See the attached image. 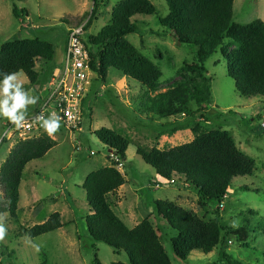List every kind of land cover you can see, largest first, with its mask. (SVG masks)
Returning a JSON list of instances; mask_svg holds the SVG:
<instances>
[{"label":"rangeland","instance_id":"1","mask_svg":"<svg viewBox=\"0 0 264 264\" xmlns=\"http://www.w3.org/2000/svg\"><path fill=\"white\" fill-rule=\"evenodd\" d=\"M120 1L103 0L83 33L84 43L88 45V37L98 35L109 24L111 11ZM150 1L158 16L167 14L165 0ZM13 8L27 12L16 16ZM92 8L93 0H0V46L16 36H38L50 41L60 58L64 56L68 30L85 25ZM232 19L242 24L256 19L264 22V0H234ZM131 21L138 30L126 39L160 70L156 89L149 91L112 67L107 70L104 82L92 72L81 106V130L70 131L59 125V130L52 135L55 146L24 168L18 221L11 219L7 212L0 214V227L5 229L0 239V264H92L94 256L100 264L126 262L123 252H114L108 245L92 240L85 225L89 206L82 183L90 172L111 165L124 178L119 188L122 195L114 193L109 197L111 209L130 228L144 219L149 220L173 264H227L220 256L222 251L245 264H264V97L240 96L227 74L226 59L218 51L205 62L212 97L206 114L210 120L183 113L160 117L153 107L160 101V95L171 92L177 83L183 89L190 88L191 76L178 74L177 69L192 61L194 50L177 44L170 34L152 33L151 30H162L155 15L137 14ZM52 65L53 62H36L40 75L33 85L23 72L17 73L23 89L37 100L48 87ZM190 103L196 109V103L191 99ZM36 105H27L24 116ZM7 121L0 117V165L13 144L20 140L15 136L1 140ZM196 124L203 132L227 131L238 149L254 161L253 174L233 178L218 209L210 204L200 205L195 191L181 181L173 179L169 183L159 179L136 153L138 147L168 149L187 143L194 138L192 127ZM101 129L126 141L124 159L114 156L97 139L94 133ZM41 133H46L43 128L34 131L32 138ZM157 200L179 206L205 222L216 221L226 229L224 243L209 253L192 250L184 258L177 256L171 245L176 231L167 219L158 215L154 204ZM54 212L60 214L62 227L59 229L35 238L17 236L20 227L40 224Z\"/></svg>","mask_w":264,"mask_h":264},{"label":"trees","instance_id":"2","mask_svg":"<svg viewBox=\"0 0 264 264\" xmlns=\"http://www.w3.org/2000/svg\"><path fill=\"white\" fill-rule=\"evenodd\" d=\"M103 0H93V8L84 31L95 18ZM168 12L158 16L150 0H122L111 11L108 25L86 43L89 67L101 81H106L107 70L112 67L139 82L149 91L156 89L160 70L144 57L126 39L137 32L138 26L131 18L137 14L155 15L162 28L152 33L170 34L179 45L193 48L191 62L183 63L178 74L190 75L189 89L178 83L171 92L160 95L153 107L160 117L181 113L194 118L206 114L211 107L210 79L205 68L206 60L216 52L226 59L227 74L233 79L236 92L243 97H264V22L260 19L249 23L233 22L234 0H165ZM16 16L26 14L12 9ZM56 48L38 36H16L0 46V73L23 72L33 85L40 73L36 62H53ZM52 68V67H51ZM2 78V77H0ZM193 100L197 107L193 109ZM217 116V114H216ZM194 138L184 144L168 148H136V153L151 166L159 179H176L193 189L200 205H213L217 209L227 195L233 178L252 175L253 159L236 146L227 131L217 129L203 132L196 124L192 127ZM97 139L112 150L113 155L124 159L126 141L109 130L96 131ZM56 141L47 133L35 138L19 140L11 147L0 165V214L7 212L18 221L19 187L26 164L46 154ZM175 180V181H176ZM124 183L123 175L114 165L90 172L82 183L89 213L85 217L89 237L123 252L126 262L113 264H173L166 253L153 224L144 219L128 227L110 207L108 194L114 193ZM158 215L167 219L176 231L171 239L175 254L184 258L192 250L209 253L224 243L226 229L216 221L205 222L185 209L161 200L155 201ZM62 227L60 214L52 213L44 222L32 227H20L17 236L35 238ZM220 256L227 264H245L232 259L225 251ZM92 264H100L94 256Z\"/></svg>","mask_w":264,"mask_h":264},{"label":"built area","instance_id":"3","mask_svg":"<svg viewBox=\"0 0 264 264\" xmlns=\"http://www.w3.org/2000/svg\"><path fill=\"white\" fill-rule=\"evenodd\" d=\"M83 33L84 25L68 30L63 60L54 68L39 107L26 115L20 126L9 120L5 122L1 140L15 137L20 140L30 139L34 131L43 128L44 119L57 120L59 125L70 131L81 130V106L88 92L92 74L88 51L82 39ZM172 182L173 179L169 180V183Z\"/></svg>","mask_w":264,"mask_h":264},{"label":"clouds","instance_id":"4","mask_svg":"<svg viewBox=\"0 0 264 264\" xmlns=\"http://www.w3.org/2000/svg\"><path fill=\"white\" fill-rule=\"evenodd\" d=\"M0 117L6 118L14 125L20 126L25 121L24 110L27 105L37 103V97L30 96L18 82L17 73H0ZM11 101V103H10ZM44 131L52 136L59 130L57 120H43ZM5 229L0 227V239Z\"/></svg>","mask_w":264,"mask_h":264},{"label":"crops","instance_id":"5","mask_svg":"<svg viewBox=\"0 0 264 264\" xmlns=\"http://www.w3.org/2000/svg\"><path fill=\"white\" fill-rule=\"evenodd\" d=\"M67 39V38H66ZM65 44H66V41H65ZM64 48H65V46H64ZM64 53V52H63ZM63 55V54H62ZM62 60H63V56H61L60 58H57V56H56V50H55V55H54V61H53V65H52V68H51V71H50V73H49V75H48V80H49V78H50V76H51V74H52V72H53V70H54V68L57 66V65H60L61 64V62H62ZM45 94L46 93H44V94H42V95H39L38 96V100H37V105H36V107L34 108V110H36L38 107H39V105H40V103H41V101H42V99L44 98V96H45ZM87 94V93H86ZM87 95H85V97H86ZM85 97H84V99H85ZM84 99H83V101H84ZM83 101H82V103H83ZM33 110V111H34ZM33 111H31L29 114H31ZM29 114H26V115H29ZM25 115V116H26ZM52 138H53V136H51ZM158 177V176H157ZM123 185V184H122ZM121 185V186H122ZM120 186V187H121ZM119 187V188H120ZM114 193H116V194H118V195H122V189H118L117 191H115ZM114 193H110V194H108V201H109V197H110V195L111 196H113V194ZM19 194H20V191H19ZM115 195V194H114ZM20 196V195H19ZM109 203H110V201H109ZM110 206H111V204H110ZM89 213V212H88ZM46 219H44L43 221H45ZM42 221V222H43ZM135 226V225H134ZM133 226V227H134Z\"/></svg>","mask_w":264,"mask_h":264}]
</instances>
